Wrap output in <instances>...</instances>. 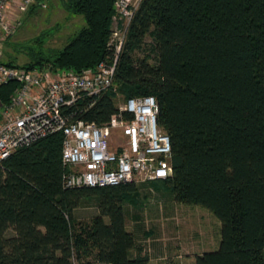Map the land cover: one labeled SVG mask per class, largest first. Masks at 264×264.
<instances>
[{"label":"trees","instance_id":"trees-1","mask_svg":"<svg viewBox=\"0 0 264 264\" xmlns=\"http://www.w3.org/2000/svg\"><path fill=\"white\" fill-rule=\"evenodd\" d=\"M114 1L59 0L84 26L49 56L27 48L26 63L4 61L95 69L113 56L107 43ZM16 87L0 86L1 104ZM117 94L156 101L172 176L150 183L152 189L208 210L221 224L218 248L194 264H264V0H142L111 87L63 114L100 126L117 112ZM62 140L61 133L49 135L1 163L0 264H149L140 249L132 254L135 237L125 227V206L139 208L141 190L133 184L64 189ZM91 201L97 214L78 221L76 210Z\"/></svg>","mask_w":264,"mask_h":264},{"label":"built area","instance_id":"built-area-1","mask_svg":"<svg viewBox=\"0 0 264 264\" xmlns=\"http://www.w3.org/2000/svg\"><path fill=\"white\" fill-rule=\"evenodd\" d=\"M141 2L114 1L107 43L111 60L76 73L7 65L6 41L21 27L22 17L31 6L44 8L46 4L45 0H0V86L17 84L11 101L0 103V165L17 149L61 133L64 189L133 184L154 193L150 183L172 176L170 140L157 125L154 97L122 100L117 112L100 126L63 114L83 97L97 96L111 87L127 27Z\"/></svg>","mask_w":264,"mask_h":264},{"label":"rangeland","instance_id":"rangeland-1","mask_svg":"<svg viewBox=\"0 0 264 264\" xmlns=\"http://www.w3.org/2000/svg\"><path fill=\"white\" fill-rule=\"evenodd\" d=\"M45 4L46 6L44 8H40L36 5L31 6L28 12L23 15L21 27L11 37L4 48V60L15 57L17 63H26L28 61L27 53H29L27 48H31L33 52H40L43 56H49L61 50L78 30L84 26L83 18L81 16L68 14L62 8L59 0H45ZM38 40L40 44H36ZM148 43H150V38L146 37L145 44ZM122 100V97L117 94L115 100L116 105H120ZM152 191L154 193L139 191L140 199L143 200L145 196L152 199L151 201H154L157 199L158 194L154 190ZM152 204H155V202H152ZM179 205L181 209L193 212V217H189V219L194 221L195 230L201 231V236L197 240L201 248L204 251H215L220 242L221 224L219 220L202 207ZM154 206L155 205H153V207ZM128 212H132V214L135 213L134 208L127 204L125 206V220L127 228L131 229L132 225L130 217L127 215ZM95 214H97V211L94 202L91 201L84 207L77 209L75 217L80 222H88ZM154 221V219L151 221L147 219L146 223H143L141 226L142 231H151ZM7 235H12V232L9 231ZM143 240L144 239H142V241Z\"/></svg>","mask_w":264,"mask_h":264},{"label":"crops","instance_id":"crops-1","mask_svg":"<svg viewBox=\"0 0 264 264\" xmlns=\"http://www.w3.org/2000/svg\"><path fill=\"white\" fill-rule=\"evenodd\" d=\"M149 187L152 188L150 184ZM151 200L144 196L142 205L134 208L135 213H127L132 228H127L126 220L125 227L136 241L133 255L136 249H140L142 254L148 256L149 264H194L196 256L209 251H204L197 241L201 231L195 230L194 221L189 219L193 217V212L181 209L170 196L158 194L157 199ZM147 219L155 220L153 229L143 232L141 226Z\"/></svg>","mask_w":264,"mask_h":264}]
</instances>
